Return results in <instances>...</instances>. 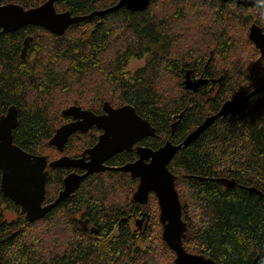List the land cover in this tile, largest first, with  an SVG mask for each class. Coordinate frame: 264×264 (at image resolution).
Masks as SVG:
<instances>
[{"label":"trees","instance_id":"obj_1","mask_svg":"<svg viewBox=\"0 0 264 264\" xmlns=\"http://www.w3.org/2000/svg\"><path fill=\"white\" fill-rule=\"evenodd\" d=\"M45 1L0 0V5L29 9ZM118 1L59 0L55 8L87 16ZM252 24L264 31V0L259 7L152 0L143 11L121 8L86 18L62 36L30 25L0 31V116L16 107L14 144L49 162L60 154L48 141L68 121L61 111L70 106L101 113L104 102L130 105L155 129V136L140 145L156 150L166 141L179 144L225 101L264 81V59L247 38ZM134 59L144 65L130 74L126 68ZM185 72L210 82L187 91L181 80ZM99 133L71 135L64 155L78 157ZM135 159L132 150L106 164L119 167ZM168 168L187 226L184 249L215 264H264V93L217 118L175 153ZM47 170L45 204L53 202L69 172ZM220 179L234 185L226 187ZM137 183L121 172L91 175L34 222H27L0 190V262L173 264L155 196L150 194L146 205L132 200ZM6 212L13 214L11 220ZM133 214L146 217L145 229L133 225Z\"/></svg>","mask_w":264,"mask_h":264},{"label":"water","instance_id":"obj_2","mask_svg":"<svg viewBox=\"0 0 264 264\" xmlns=\"http://www.w3.org/2000/svg\"><path fill=\"white\" fill-rule=\"evenodd\" d=\"M59 0H46L35 8L25 9L18 4L0 5V31L14 32L24 26L44 29L54 36H62L77 22L94 16H104L110 12L125 8L130 12L143 11L152 0H119L115 5L90 13L87 16H72L68 11L58 12L55 8ZM234 2L243 7H259L263 0H218ZM248 40L259 52V59H264V31L252 24L247 34ZM27 45V41L24 43ZM208 80L199 79L192 84L184 81V89L196 91ZM213 83V81H212ZM264 93V81L248 94L225 101L218 112L206 117L179 144L166 141L160 148L153 150L138 146L143 139L155 136V129L140 117L130 105L113 108L104 102L102 114H95L78 106H70L61 111L62 117L72 121L58 127L48 144L60 154L63 153L68 138L77 133H87L92 127L101 130L98 142L86 149L79 158L61 156L48 161L45 156L27 153L14 144L13 131L17 127V109L10 106L0 116V190L2 194L19 206L27 222L43 218L53 207L69 198L80 184L89 176L105 171L121 172L137 180V187L132 200L139 205H146L150 194L157 200L158 220L162 228L161 237L166 246L174 253L173 264H215L210 258L188 253L183 247L187 226L182 219V207L175 188V176L168 165L176 152L185 149L194 142L219 117H225L241 109L254 95ZM135 150L137 160L119 167H109L105 162L120 152ZM48 169H80L84 173L71 172L63 179V188L53 202L43 205L45 183ZM224 186L232 187L231 181L219 180ZM145 215V214H144ZM0 264H2L0 262Z\"/></svg>","mask_w":264,"mask_h":264},{"label":"flooded vegetation","instance_id":"obj_3","mask_svg":"<svg viewBox=\"0 0 264 264\" xmlns=\"http://www.w3.org/2000/svg\"><path fill=\"white\" fill-rule=\"evenodd\" d=\"M199 79H204L202 76L200 77H194V76H192V75H190V74H188L187 72H185L184 73V75H183V80H182V82L184 83V81L185 80H187L188 81V83L189 84H192V82H195V81H197V80H199ZM205 80V79H204ZM210 81L208 80L207 81V83L206 84H208ZM202 85V84H201ZM210 89H211V91L212 92H215V90H216V84L213 82H211L210 83ZM183 86H184V84H183ZM200 86V85H199ZM198 89V88H197ZM196 89V90H197ZM191 92H193V91H191ZM195 92V91H194ZM103 107V106H102ZM113 108H118V107H113ZM84 110H87V109H84ZM102 112L101 113H95V114H102L103 113V110H101ZM70 121H72V119L71 118H68V121L66 122V123H68V122H70ZM66 123H64V124H66ZM97 130L98 132H100L99 134H98V136H97V141H96V143L98 142V137H99V135L102 133V131L101 130H98L96 127H92L87 133H90L92 130ZM77 133H81V132H77ZM77 133H75V134H77ZM87 133H84V134H87ZM95 143V144H96ZM94 144V145H95ZM66 145V144H65ZM93 145V146H94ZM138 146L140 145V143H138L137 144ZM92 146V147H93ZM140 146H143V145H140ZM92 147H89V148H92ZM143 147H146V146H143ZM89 148H87V149H89ZM148 148V147H147ZM64 149H65V147H64ZM151 149V148H150ZM86 150V149H85ZM84 150V151H85ZM84 151H82L81 153H80V155L78 156V157H76V158H79L80 156H81V154L84 152ZM133 151H135L134 149H133ZM131 152V151H130ZM59 153V152H58ZM120 153H122V152H120ZM60 154V153H59ZM119 154V153H118ZM135 154H136V152H135ZM117 155V154H116ZM61 156H66V155H64V151H63V153L62 154H60V156L58 157V158H60ZM67 157H70V156H67ZM57 158V159H58ZM70 158H73V157H70ZM110 159V158H109ZM108 159V160H109ZM107 160V161H108ZM137 160V155H136V159L134 160V161H136ZM107 161L105 162V165L106 166H108L106 163H107ZM134 161H132V162H134ZM128 163H130V162H128ZM109 167H112V166H109ZM48 169V168H47ZM61 169H66V170H69V172L66 174V175H68L69 173H71V172H76V173H78V174H82V173H84V171L83 170H80V169H71V168H61ZM48 171V170H47ZM65 175V176H66ZM64 176V177H65ZM88 178V177H87ZM86 178V179H87ZM64 179V178H63ZM85 179V180H86ZM62 182H63V180H62ZM62 188H63V183H62ZM62 190V189H61ZM60 190V191H61ZM59 193V192H58ZM57 197V196H56ZM47 204H49V203H47ZM43 205H46L44 202H43ZM131 218H132V220H134V222H133V225L135 224V225H137V227L138 228H143V229H145L146 228V224H147V219H146V217H144V216H142V215H140V218L139 219H135V215L133 214V216H131Z\"/></svg>","mask_w":264,"mask_h":264},{"label":"rangeland","instance_id":"obj_4","mask_svg":"<svg viewBox=\"0 0 264 264\" xmlns=\"http://www.w3.org/2000/svg\"><path fill=\"white\" fill-rule=\"evenodd\" d=\"M249 31V30H248ZM248 34V33H247ZM144 65V60H141V59H138V60H131L129 63H128V66H127V71L130 73V74H133L135 72V70H137L138 68L142 67ZM183 80V77L182 79ZM154 208V207H153ZM152 208V209H153ZM151 209V211H152ZM154 211V210H153ZM152 211V213H153ZM156 212V210H155ZM155 212L153 214H155ZM13 218V214L10 213V212H6V219L8 220H11Z\"/></svg>","mask_w":264,"mask_h":264}]
</instances>
